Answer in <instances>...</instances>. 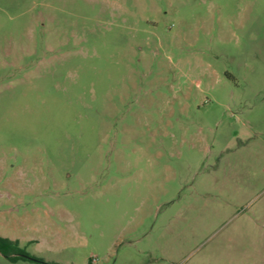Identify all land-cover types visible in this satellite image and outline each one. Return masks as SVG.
Masks as SVG:
<instances>
[{
    "label": "rangeland",
    "instance_id": "374dc122",
    "mask_svg": "<svg viewBox=\"0 0 264 264\" xmlns=\"http://www.w3.org/2000/svg\"><path fill=\"white\" fill-rule=\"evenodd\" d=\"M0 236L264 264V0H0Z\"/></svg>",
    "mask_w": 264,
    "mask_h": 264
},
{
    "label": "trees",
    "instance_id": "16d2710c",
    "mask_svg": "<svg viewBox=\"0 0 264 264\" xmlns=\"http://www.w3.org/2000/svg\"><path fill=\"white\" fill-rule=\"evenodd\" d=\"M0 254L12 262L18 260H28L37 264H55L28 254L25 250L19 247V241L0 236Z\"/></svg>",
    "mask_w": 264,
    "mask_h": 264
},
{
    "label": "crops",
    "instance_id": "0c3cea01",
    "mask_svg": "<svg viewBox=\"0 0 264 264\" xmlns=\"http://www.w3.org/2000/svg\"><path fill=\"white\" fill-rule=\"evenodd\" d=\"M1 237H4V236H1ZM5 238H7V237H5ZM9 239H11V238H9ZM11 240H15V239H11ZM18 241V240H17Z\"/></svg>",
    "mask_w": 264,
    "mask_h": 264
}]
</instances>
